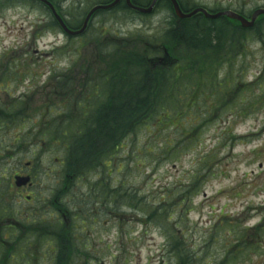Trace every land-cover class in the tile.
<instances>
[{
	"label": "rangeland",
	"instance_id": "1",
	"mask_svg": "<svg viewBox=\"0 0 264 264\" xmlns=\"http://www.w3.org/2000/svg\"><path fill=\"white\" fill-rule=\"evenodd\" d=\"M47 1L69 28L77 30L90 9L110 0ZM118 1L99 10L90 18L85 34L70 41L53 28L52 15L38 2L0 0V70L6 79L19 82L16 88L15 83L7 88L0 85V103H11L23 113L9 125L0 120V197L8 201L1 207L14 220L26 213L16 208L15 203L27 205L17 194L14 176L20 169L27 171L32 161V227L47 224L52 231L47 241L45 234L38 238L32 231V264H58L65 258L67 262L70 255V264H198L197 256L203 255L205 264H264V250L258 247L245 258L235 257V263L229 258L235 250H244L232 248L239 232L264 225V19L244 37L245 54L217 72L220 82L228 80L226 73L235 76L239 88L226 101L228 109L199 129L195 142H181L184 134L179 121L175 122L180 124L178 131L165 126L144 130L151 125L147 123L126 137L111 169L82 174L66 197L55 199L62 183L57 135L60 131L62 136L61 127L69 116L77 118L83 111L84 102L79 100L84 98L82 92L89 94L92 84L85 87L89 79L108 74L109 46L145 53L140 43L153 35H160L162 42L165 31L171 29L161 24L171 15L164 4L152 14V6L143 0L140 3L147 8L142 14H133L128 7L108 12ZM225 1L237 2L236 8L241 9L239 0ZM246 1L250 15L264 10V0ZM206 23H197V27L213 26ZM24 69L32 74L25 81L17 77V70ZM60 80L65 81L62 89L57 85ZM67 82L74 83L73 102ZM100 102L97 99L92 104ZM180 105L186 106L183 101ZM244 105L254 108L244 112ZM24 113L30 117L22 122ZM230 131L232 141L226 135ZM168 141L176 146L172 153L164 147ZM208 157L211 161L206 168ZM100 183L112 191V199H100ZM51 203L71 213L73 227L63 229L62 220H53ZM61 246H72L73 252ZM229 250L232 253L227 255ZM7 254V248L0 247V262L22 261L17 253Z\"/></svg>",
	"mask_w": 264,
	"mask_h": 264
},
{
	"label": "trees",
	"instance_id": "2",
	"mask_svg": "<svg viewBox=\"0 0 264 264\" xmlns=\"http://www.w3.org/2000/svg\"><path fill=\"white\" fill-rule=\"evenodd\" d=\"M40 6L45 7L46 13L51 15L46 6L41 4ZM208 23L213 26L198 28L192 25L194 23H182L186 25L166 30L162 42L160 35H153L143 41L145 44L140 43L145 53L127 50L125 47L119 48L120 45L109 46L112 53L105 67L109 71L108 74L98 75V80L89 79V83L85 85L88 87L92 84L89 94L82 92L84 98L79 100L84 102L83 111L77 113V118L69 116L65 126L61 127L64 128L62 136L59 134L60 131L57 135L59 142L56 146L61 152L60 167L62 166V172L66 177L80 178L85 173L111 169L113 159L117 151L122 149L126 137L139 128H144L147 123L151 125L144 130L154 131L161 130L163 126L178 131L181 124L180 132L184 134L181 142L189 145L196 141L199 129L214 122L219 113L228 109L230 103L226 101L230 100L239 88L236 86L238 79L234 82L235 76L231 77L226 73L228 80L220 82L217 79V72L220 67L224 70L225 66L231 67V62L235 58L238 57L236 62L240 54H245L244 37L248 31L238 26H228L223 21ZM50 24L60 30L54 20ZM81 25L82 22L76 27L80 28ZM67 39L73 40L68 37ZM156 39L159 42L153 43ZM164 52L167 55H164ZM99 78H103V82ZM64 83V80L57 81L60 89ZM227 83L229 85H226ZM72 84L74 85L73 82ZM72 84L67 82L69 101L73 102L75 91L72 90ZM94 84L99 87L92 88ZM97 99L101 102L92 104ZM182 101L186 105L185 108L180 105ZM201 101H208L210 105L201 104ZM252 108L254 107L247 105L243 111H250ZM63 121L64 119H61L60 124ZM176 121L180 124H175ZM226 135L229 141L234 140L231 131L226 132ZM179 139L178 146L181 144ZM164 147L168 148V153L176 150L173 141L165 142ZM209 161L211 158H206V168ZM197 181L198 179H195L193 183ZM67 182L68 178L63 185ZM99 186L100 199L108 201L113 198L109 188L103 183ZM152 215L159 217V214L154 212ZM234 243L233 249L241 247L244 250H237V253L235 250L229 257L230 263L235 257L245 258L249 251L256 252V247L263 251L264 225L262 228L239 232V241ZM69 246L62 249L65 251ZM69 251L72 253V249ZM231 251H226V254L232 253ZM71 258L72 255L67 262L65 258L58 264H70ZM196 260L198 264L206 263L205 255L197 256Z\"/></svg>",
	"mask_w": 264,
	"mask_h": 264
},
{
	"label": "flooded vegetation",
	"instance_id": "3",
	"mask_svg": "<svg viewBox=\"0 0 264 264\" xmlns=\"http://www.w3.org/2000/svg\"><path fill=\"white\" fill-rule=\"evenodd\" d=\"M114 0H110L107 1L103 4L100 5H108L110 3H112ZM131 3L133 5H135L136 7H140V8H147V7H143V4L140 3V0H130ZM154 0H143V2L147 3V5L149 4V6H152ZM179 9L181 10V12L185 15L191 14V13H195L192 17L190 18H186V19H179L176 16V13L172 7V3L170 2V0H155L153 7L150 11V14H152L155 11V8L157 6H161V3L164 4V6L166 8H168V10H170L171 15L168 16L167 18H165L167 20V22L163 21L161 22V24L163 25V27H168V28H177L180 27L181 25H186V24H182V23H187L189 21H193L197 23H201L203 25H205L206 22H210L212 20H208L204 17L203 13H210V14H216V13H224V12H236L237 14H239L240 16H242L246 21H251L255 12L258 10H255L252 12V14L250 15L248 12V8L247 6L250 5L249 1L246 0H239V6H241V9H237V5H235L236 3L234 2H230L227 3L225 0H175ZM257 2H261L259 0H256ZM212 2V3H211ZM159 4V5H158ZM224 4H226L227 6H225ZM115 7H121L123 9V7H128L127 6V0H119L117 5H115L114 7H112L111 9L108 10L112 11L113 8ZM133 13H138L136 11H132ZM264 16H259L258 18H256V20L254 21V24L252 26H250V29L253 30L256 27H258L259 25V21L263 20ZM197 20V21H196ZM200 20V21H199ZM222 21L227 24L228 26H234L237 25L239 26L240 24L237 21L234 20H230L227 19L226 17H220V19L212 21V22H220L222 23ZM259 22V23H258ZM171 24V25H170ZM200 24H197L196 26H198ZM19 71V73L17 74L18 78L23 79V81H25L26 77L29 76V78L32 76L31 73L27 74V71L24 70H17ZM14 77V76H12ZM2 82V84H1ZM15 83V88L17 86H19V82H17L16 80H9L6 79L5 73L3 71L0 70V85L6 86V88L10 85ZM30 84V83H29ZM14 89V88H13ZM21 99L25 100L27 97L26 96H21ZM20 100V99H19ZM22 101V100H20ZM5 102V101H4ZM0 103V105L2 104L3 106L0 107V111L4 114L3 118H0V120H3V124H7L9 125L11 120L15 121V119H18V117H22L21 115H23L22 111L20 109L15 110V106L12 105L11 103ZM27 108V106L25 107ZM2 109V110H1ZM24 117L25 118H21L22 122H25V119H28L30 116H28V114L24 113ZM15 118V119H14ZM15 123V122H14ZM32 147V144H31ZM26 169L27 171H23V170H18V172L15 174L14 176V180L16 179V177H21V178H28V182L21 186L18 187L16 186V181H14V185L17 188V194L19 196V198H22L21 202H25L27 206H22L19 205L18 203H15L16 205H18V207H16L18 210L20 211H25V214H21L18 217V220H14V216L9 215L8 213H6V208L1 207L6 205V203L8 202L7 200H5V197H0V247L4 250L5 248H7L8 250V254L7 257L10 256V254L12 252L19 254L18 258L22 259V261L20 260H16L13 261L11 260L10 264H32V231L35 232V235L38 236V238H40L42 233L46 235V239L45 241H47L49 239V237H47L48 235L51 234L50 232V225L47 224H34L35 226L32 227V161H29L26 165ZM79 179V178H75L74 176H69L68 180L69 183L66 184L62 190H63V194L64 192L67 193V191H69L72 188V183H74V180ZM1 183V180H0ZM27 194V195H26ZM66 197V196H65ZM62 195H57V197L55 198L56 200L62 199ZM13 205V204H11ZM10 207V206H9ZM51 210L55 211V217L54 219H57L58 222L60 223V220H62L61 223V227L63 229H67L69 230V226L73 227L70 221V217H71V213H69L66 209H64V206H61V208H57L55 206V204L51 203L50 206ZM78 207V204H77ZM50 212V211H49ZM50 214L52 215V213L50 212ZM79 214V213H77ZM17 215V214H16ZM15 215V216H16ZM43 220V219H42ZM52 220V219H50ZM57 222V221H56ZM49 224V223H48ZM78 225V224H77ZM52 243V240L51 242ZM54 244V243H53ZM72 252H73V248ZM24 254H28V258H24ZM0 264H4V262H0Z\"/></svg>",
	"mask_w": 264,
	"mask_h": 264
},
{
	"label": "water",
	"instance_id": "4",
	"mask_svg": "<svg viewBox=\"0 0 264 264\" xmlns=\"http://www.w3.org/2000/svg\"><path fill=\"white\" fill-rule=\"evenodd\" d=\"M37 1H39L40 3L46 5V6L50 9V11H51V13H52L54 19L58 22V24H59L60 28L62 29V31H63L67 36H70V37H76V36H79V35L83 34V33L85 32L86 28H87V25H88V22H89L90 18L92 17V15H93L96 11H98V10H103V9H107V8H109V7L112 6V5H109V6H106V7H103V6H100V7H99V6H98V7H94V8H92V9L87 13V15H86V17H85V19H84V21H83V24H82L81 28H80L79 30H74V31H73V30L69 29V28L66 26V24H65V23L63 22V20L57 15L55 9L52 7V5H51L47 0H37ZM116 1H117V0H116ZM170 1L172 2L173 7H174V10H175V13H176V15H177L179 18H188V17H190V16L192 15V14H190V15H182L181 12H180V10L178 9V6H177V4L175 3V1H174V0H170ZM115 3H116V2H115ZM115 3H113V5H114ZM127 4H128L129 7L135 9L136 11H139V12H141V13L144 12L143 9H139V8H135V7L131 6L130 3H129V0H127ZM260 14H264V10H260V11H258L257 14H256V16H257V15H260ZM220 15H225V16H227V17L230 18V19H233V20H237V21H239V22H240V25H241L242 28H248V27H250V26L253 24L254 18L256 17V16H254V18H253L250 22H247V21H245L244 19H242L240 16H238V15H236V14H233V13H230V12L222 13V14H217V15H209L208 17H209V18H212V19H215V18H217V17L220 16ZM26 182H27V179H17L16 186L21 187V186L25 185Z\"/></svg>",
	"mask_w": 264,
	"mask_h": 264
},
{
	"label": "bare ground",
	"instance_id": "5",
	"mask_svg": "<svg viewBox=\"0 0 264 264\" xmlns=\"http://www.w3.org/2000/svg\"><path fill=\"white\" fill-rule=\"evenodd\" d=\"M213 28H215V27H213ZM243 30H247V31H248V32H247V35H248V33H250V32H254V30H251L250 27L245 28V29H243Z\"/></svg>",
	"mask_w": 264,
	"mask_h": 264
}]
</instances>
